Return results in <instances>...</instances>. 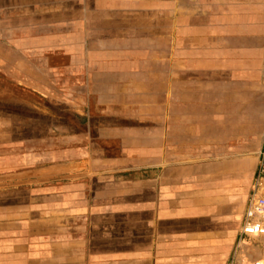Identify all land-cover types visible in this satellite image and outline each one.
Returning <instances> with one entry per match:
<instances>
[{"label":"crops","instance_id":"obj_1","mask_svg":"<svg viewBox=\"0 0 264 264\" xmlns=\"http://www.w3.org/2000/svg\"><path fill=\"white\" fill-rule=\"evenodd\" d=\"M8 34L33 36H0L1 72L14 51L10 80L53 100L62 75L101 120L0 116V264H226L264 135V0H0Z\"/></svg>","mask_w":264,"mask_h":264},{"label":"rangeland","instance_id":"obj_2","mask_svg":"<svg viewBox=\"0 0 264 264\" xmlns=\"http://www.w3.org/2000/svg\"><path fill=\"white\" fill-rule=\"evenodd\" d=\"M2 38L7 39L11 43H15L17 37L23 36L25 41L30 42L32 40L33 35H16V34H8V35H0ZM37 38V37H36ZM38 39V38H37ZM0 41L3 39L0 38ZM41 41V39H39ZM26 58L31 60L34 58V51L27 50L24 51ZM5 61L7 66L4 68L7 71L1 72L0 71V92L7 93V98H0V108H2V112L0 116L2 118H7L9 122H16L20 121L23 123H37L38 126L42 127L44 123H55L58 128L62 127L63 125H68L70 128H75L79 122H86V121H97L101 120L99 118V114H94L90 112V107L92 105V101L95 99H86V98H66L63 95V80L60 78L56 80V96L53 100H49L47 98H42L37 96V94H33L31 92V88L28 85L29 83H24V86L17 85L15 81L10 79L14 78V72H12L15 67L13 63L15 62V53L14 51H3ZM39 57H42L39 54ZM51 62L55 63L56 70L59 71L62 68L63 64V51L57 50L54 54L50 57ZM14 67V69H12ZM11 69V70H10ZM7 77V78H6ZM28 80V79H27ZM261 80L264 84V66L262 68V75ZM2 100V101H1ZM109 100V101H108ZM117 100V99H116ZM140 100V99H138ZM145 102L139 103L136 102V99H119L116 103H113L111 99H105L103 105L104 109L111 110L113 109V105H118L119 107H123L126 110L131 108L135 110L139 108V106H143L149 102L151 104H155L157 99L155 98H145ZM5 102V104H4ZM148 103V104H149ZM121 116V115H120ZM104 120H111L112 114L108 112L107 114H103ZM153 120H158V115H153ZM138 120V119H137ZM140 120V119H139ZM63 129L57 130V132H62ZM73 130V129H72ZM67 131V130H66ZM263 139V137H262ZM112 149V147H109ZM115 148V147H114ZM260 153V151H259ZM258 153V163L255 175L253 177L248 195L246 204H248L249 199L251 197L253 188L257 182H262V186H264V167H261L260 158ZM131 162H120L119 164L116 163H105V173L110 171L114 168H125L128 167ZM145 163H135V165L143 166ZM240 228V227H239ZM255 255L257 256L256 259H264V237H248L240 239L239 231L237 237H235L234 242L232 244V248L230 250L228 259L226 264H228L232 259H238L244 264H248L253 259H247L248 256ZM262 255L263 258H259L258 256Z\"/></svg>","mask_w":264,"mask_h":264},{"label":"built area","instance_id":"obj_3","mask_svg":"<svg viewBox=\"0 0 264 264\" xmlns=\"http://www.w3.org/2000/svg\"><path fill=\"white\" fill-rule=\"evenodd\" d=\"M261 167H264V135L259 153ZM240 239L264 236V186L257 182L245 209L239 229ZM228 264H244L238 259H232ZM248 264H264V259H254Z\"/></svg>","mask_w":264,"mask_h":264},{"label":"bare ground","instance_id":"obj_4","mask_svg":"<svg viewBox=\"0 0 264 264\" xmlns=\"http://www.w3.org/2000/svg\"><path fill=\"white\" fill-rule=\"evenodd\" d=\"M254 260V259H253Z\"/></svg>","mask_w":264,"mask_h":264}]
</instances>
